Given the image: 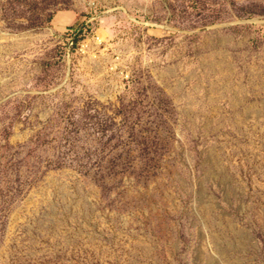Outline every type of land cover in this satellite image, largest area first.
Returning a JSON list of instances; mask_svg holds the SVG:
<instances>
[{"label": "rangeland", "instance_id": "1", "mask_svg": "<svg viewBox=\"0 0 264 264\" xmlns=\"http://www.w3.org/2000/svg\"><path fill=\"white\" fill-rule=\"evenodd\" d=\"M0 264H264V0H0Z\"/></svg>", "mask_w": 264, "mask_h": 264}]
</instances>
